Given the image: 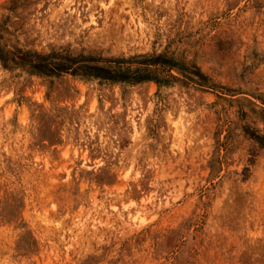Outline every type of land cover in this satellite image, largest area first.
<instances>
[{"label":"rangeland","instance_id":"rangeland-1","mask_svg":"<svg viewBox=\"0 0 264 264\" xmlns=\"http://www.w3.org/2000/svg\"><path fill=\"white\" fill-rule=\"evenodd\" d=\"M0 264H264V0H0Z\"/></svg>","mask_w":264,"mask_h":264}]
</instances>
